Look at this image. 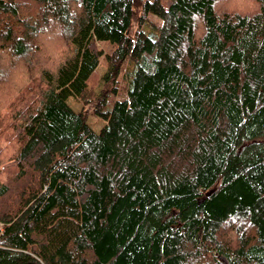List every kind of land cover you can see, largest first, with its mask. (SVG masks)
<instances>
[{
  "label": "trees",
  "instance_id": "1",
  "mask_svg": "<svg viewBox=\"0 0 264 264\" xmlns=\"http://www.w3.org/2000/svg\"><path fill=\"white\" fill-rule=\"evenodd\" d=\"M166 1L0 0V264H264V0Z\"/></svg>",
  "mask_w": 264,
  "mask_h": 264
},
{
  "label": "rangeland",
  "instance_id": "2",
  "mask_svg": "<svg viewBox=\"0 0 264 264\" xmlns=\"http://www.w3.org/2000/svg\"><path fill=\"white\" fill-rule=\"evenodd\" d=\"M162 2L164 3V5H167V1L166 0H162ZM96 48L97 50H99L101 52V57L99 60V65L96 68V70L90 75V77L88 78V87L90 89L93 90V92L95 94H98L99 91L102 88V80H101V76L103 75L104 71H105V59L103 57V55L107 52H111L113 49V46H111L109 43L105 42V41H100L99 43L96 44ZM47 49V48H46ZM50 55V54H49ZM54 55L56 56V53L53 52L51 54L52 57H54ZM9 79H11L9 77ZM126 88V84L121 83L120 84V91L118 93V99L123 98L125 95V91L124 89ZM70 105L75 109V110H80L82 109V111L85 113L86 117H87V122L89 123V125L94 129L97 130L100 125H101V120L97 119L96 117H94V115L91 113V106H83L80 103H73L71 100H69Z\"/></svg>",
  "mask_w": 264,
  "mask_h": 264
},
{
  "label": "water",
  "instance_id": "3",
  "mask_svg": "<svg viewBox=\"0 0 264 264\" xmlns=\"http://www.w3.org/2000/svg\"><path fill=\"white\" fill-rule=\"evenodd\" d=\"M25 264H34V263H25Z\"/></svg>",
  "mask_w": 264,
  "mask_h": 264
}]
</instances>
